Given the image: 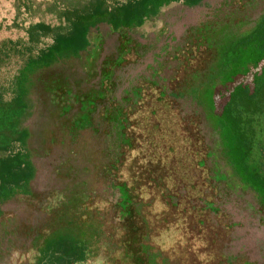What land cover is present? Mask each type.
<instances>
[{
	"label": "rangeland",
	"instance_id": "rangeland-1",
	"mask_svg": "<svg viewBox=\"0 0 264 264\" xmlns=\"http://www.w3.org/2000/svg\"><path fill=\"white\" fill-rule=\"evenodd\" d=\"M87 1L0 0V35L21 38L24 27L36 22L57 27L62 22L61 12ZM263 13L264 0H201L193 5L180 0L161 7L155 16L131 29L112 31L107 23H97L89 30L85 49L76 54L65 52L47 66H25L16 71L0 68L2 86L14 75L12 85L23 107L16 128L26 133L25 158L31 166L25 185L0 198V264H33L36 250L30 239H49L58 225L63 227L58 216L65 197L83 189L102 188L112 194L102 210L83 204L92 192L80 194L82 205L70 206V213L88 218L97 215L102 222L117 221L138 250L124 248L121 256L125 264H157L155 255L145 250L146 234L136 221L141 203L134 177L123 170L115 146L121 137H125L126 146L130 143L128 114L146 98L148 108L153 96L156 103L163 104L158 112L165 121L169 118L178 127L179 139L174 140L182 145L179 153L192 159L191 151L203 148L206 152L198 165L206 161L200 173L203 177L210 172L214 182L207 184L206 195L215 203L199 199L198 211L213 214L207 233L176 243L169 262L223 264L226 256L227 264H264V207L250 188L229 176L217 133L188 90L209 58L199 29L202 33L229 18L243 30ZM50 40L45 36L40 45ZM149 114L153 116L154 111ZM78 227L61 230L77 245ZM108 236L112 243L114 234ZM94 238V234L89 236V240ZM106 248L109 242L101 236L95 251L90 246L83 248L75 264H116L108 256L114 247L108 253Z\"/></svg>",
	"mask_w": 264,
	"mask_h": 264
},
{
	"label": "trees",
	"instance_id": "trees-1",
	"mask_svg": "<svg viewBox=\"0 0 264 264\" xmlns=\"http://www.w3.org/2000/svg\"><path fill=\"white\" fill-rule=\"evenodd\" d=\"M178 1L125 0L118 4L115 0H88L81 7L61 12L62 22L57 27L41 22L31 24L27 34L32 47L24 48L11 41L2 43L0 65L4 66L12 58L26 67L47 66L65 52L82 51L88 45L90 28L97 23H107L112 31L131 29L155 16L161 7ZM183 1L193 5L201 0ZM200 31L209 58L202 75L194 76L189 94L217 133L221 156L230 169L229 176L250 188L264 207V13L251 27L243 30L228 18L202 33ZM45 36L50 37V43L39 47ZM33 47H36L35 52ZM147 99L128 114L126 134L130 143L126 146L125 137H121L115 146L123 170L135 180L141 203V214L136 221L141 223L146 234L145 250L155 255L157 264H171L168 256L176 243L188 242L192 236L207 233L213 214L208 210L198 211L199 199L214 202L206 195L207 184L214 185V182L210 172L203 177L200 173L206 159L202 166L198 162L206 151L200 147L191 151L194 158L185 159L179 153L182 145L175 144L180 135L178 127L169 118L165 121L163 113L158 112L163 104L156 103L154 96L152 104L146 108ZM22 110L19 100L4 102L0 96V198L31 177V166L24 155L27 136L16 128ZM152 110L153 116L149 114ZM97 177L103 185L98 171ZM83 191L65 197L59 205L63 209L58 216L62 217L63 227L56 225L54 236L30 239L31 248L36 250L33 264H75L80 260L83 248L90 246L92 252L95 251L101 236L109 242L106 252L114 247L113 252H107L112 263L125 264L126 259L121 254L126 247L138 252L117 221L102 222L97 215L88 218L77 212L70 213V206L82 205V193L91 195L93 192L89 201L83 204L99 210L112 195L104 188ZM76 225L79 226L76 229L80 234L76 241L79 245L61 232ZM110 232L115 236L112 243L108 236ZM91 234L95 235L93 241L89 240ZM225 257L223 264H227Z\"/></svg>",
	"mask_w": 264,
	"mask_h": 264
},
{
	"label": "crops",
	"instance_id": "crops-1",
	"mask_svg": "<svg viewBox=\"0 0 264 264\" xmlns=\"http://www.w3.org/2000/svg\"><path fill=\"white\" fill-rule=\"evenodd\" d=\"M30 25L31 24H28L26 27H24V32L20 36L21 38H17L15 40L8 39V38L5 39V38L1 37V35H0V45L2 43L6 42V41H11V42L16 43V44H18V45H20V46H22L24 48L25 47H29L30 45H29V42H28V34H27V31H28V28H29ZM42 39H41V41H42ZM40 44L41 43H39V45H38L39 47L42 46ZM30 47H32V46H30ZM32 49H33V52H35L34 50L36 49V47H33ZM25 66L26 65H23V64H21L19 62H16L15 59H12L11 58L10 61H9V63L5 64L4 66H1L0 65V68H3V69H6L7 68L8 69V67H11L14 71H16V69L18 70V69H21V68H23ZM13 77H14V75L12 76V78L7 77V79H8L9 82L7 84L3 85V86L0 85V96L3 97V101L4 102L11 101L13 99L16 100L19 97L18 96L19 93L17 92V90L12 85ZM2 92H3V94H2ZM18 100H20V98ZM24 155H25V152H24ZM26 163H28V162H26ZM24 185H25V183H22L19 186V188L22 187V186H24ZM16 188H18V187H16Z\"/></svg>",
	"mask_w": 264,
	"mask_h": 264
}]
</instances>
